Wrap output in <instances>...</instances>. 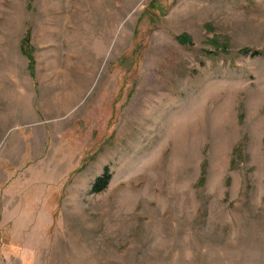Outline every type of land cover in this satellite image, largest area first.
<instances>
[{
    "label": "rangeland",
    "instance_id": "1",
    "mask_svg": "<svg viewBox=\"0 0 264 264\" xmlns=\"http://www.w3.org/2000/svg\"><path fill=\"white\" fill-rule=\"evenodd\" d=\"M0 264H264V0H0Z\"/></svg>",
    "mask_w": 264,
    "mask_h": 264
},
{
    "label": "trees",
    "instance_id": "2",
    "mask_svg": "<svg viewBox=\"0 0 264 264\" xmlns=\"http://www.w3.org/2000/svg\"><path fill=\"white\" fill-rule=\"evenodd\" d=\"M248 52H249V50H245L243 52V54L247 55ZM258 55H259L258 52H254L252 54V56H258ZM30 65H32V61L30 62ZM233 165H235L234 162H233ZM110 179H111V175L109 173V170L106 168L104 170V173H103L102 177L98 178L95 181L94 186H93V191L94 192H101V191H103L107 187L108 183L110 182Z\"/></svg>",
    "mask_w": 264,
    "mask_h": 264
}]
</instances>
